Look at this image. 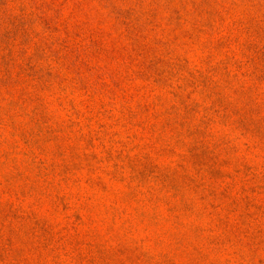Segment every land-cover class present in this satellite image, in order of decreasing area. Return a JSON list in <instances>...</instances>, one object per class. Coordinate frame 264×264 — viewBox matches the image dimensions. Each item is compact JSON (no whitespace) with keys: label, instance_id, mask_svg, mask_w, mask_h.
I'll return each mask as SVG.
<instances>
[{"label":"rangeland","instance_id":"rangeland-1","mask_svg":"<svg viewBox=\"0 0 264 264\" xmlns=\"http://www.w3.org/2000/svg\"><path fill=\"white\" fill-rule=\"evenodd\" d=\"M0 264H264V0H0Z\"/></svg>","mask_w":264,"mask_h":264}]
</instances>
